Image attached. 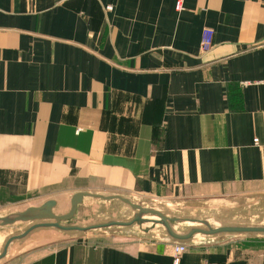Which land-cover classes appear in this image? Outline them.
Instances as JSON below:
<instances>
[{"label": "crops", "instance_id": "1", "mask_svg": "<svg viewBox=\"0 0 264 264\" xmlns=\"http://www.w3.org/2000/svg\"><path fill=\"white\" fill-rule=\"evenodd\" d=\"M175 4L0 0V217L264 183V0ZM38 230L0 264H174L171 239ZM186 244L180 264H264V238Z\"/></svg>", "mask_w": 264, "mask_h": 264}, {"label": "rangeland", "instance_id": "2", "mask_svg": "<svg viewBox=\"0 0 264 264\" xmlns=\"http://www.w3.org/2000/svg\"><path fill=\"white\" fill-rule=\"evenodd\" d=\"M43 203L41 199H31L24 203L11 206L5 214L8 216L13 211L24 210L28 206ZM137 204V203H136ZM61 204L56 208V215H64L66 211L61 209ZM140 206L148 209H155L168 218L178 219V222H171L173 229L179 234H186L192 228L208 229L205 224L197 223L203 221L212 228L225 226H261L264 227V183H252L236 185L229 189V196L209 197V198H163L154 201H145ZM137 212L121 201H104L100 199L88 198L78 206V210L73 219L63 222V225L87 227L91 225L103 224L109 221H130ZM148 223L142 226L135 224L131 227H110L89 232H75V235L83 234H113L115 232H125L139 237H151L154 239H171L164 226L153 225L151 221H158L159 218L148 215L144 217ZM197 221V222H195ZM37 223V222H35ZM35 223L19 222L13 225L0 227V254L8 239L20 235L28 230ZM34 235H39L44 231L56 233V228H40ZM51 235V234H49ZM252 239L264 238V234H220L216 236L196 235L193 242L198 239ZM172 240V239H171ZM191 241V242H192ZM21 242H13L9 249L16 247Z\"/></svg>", "mask_w": 264, "mask_h": 264}, {"label": "water", "instance_id": "3", "mask_svg": "<svg viewBox=\"0 0 264 264\" xmlns=\"http://www.w3.org/2000/svg\"><path fill=\"white\" fill-rule=\"evenodd\" d=\"M85 197H96L104 200H120L126 205H128L133 211L137 212L134 217L130 221H110L103 224L91 225L87 227L82 226H68L63 225V222L70 221L74 218L77 213L78 206L82 204L83 199ZM57 206V202L54 200L47 201L43 205L39 207H30L27 210L17 213L14 215H10L7 217H0V226H8L13 225L19 222H38L31 226L28 230L20 235H16L10 238L4 249L0 255V260H2L8 253L10 245L16 241L26 238L33 231L40 228H56L60 231H77V232H88L98 229H106L110 227H130L135 224L142 226L144 223H148L144 216L152 215L159 218L158 221H151L153 225L160 224L165 227L167 234L169 237L181 243L191 242L196 235H204V236H216L220 234H264V227L261 226H225L212 228L209 224L203 221H195L197 223H202L207 226L208 229L203 228H192L186 234L177 233L173 227L171 226V222H178V219H171L163 215L161 212L155 209L144 208L140 205L132 203L129 199L123 198L121 196H111L104 197L99 195H91L86 193H77L73 196L71 200V210L69 213L65 215H56L54 213V208Z\"/></svg>", "mask_w": 264, "mask_h": 264}, {"label": "built area", "instance_id": "4", "mask_svg": "<svg viewBox=\"0 0 264 264\" xmlns=\"http://www.w3.org/2000/svg\"><path fill=\"white\" fill-rule=\"evenodd\" d=\"M184 3L185 0H176L175 9L177 12H182L184 10ZM113 9L114 7L112 5H109L105 8L107 12H112ZM212 37H213V32L211 30L204 31L202 45H201L202 51L208 52L211 50V48L213 47ZM186 251H187L186 243L176 242L173 248V263L180 264Z\"/></svg>", "mask_w": 264, "mask_h": 264}, {"label": "bare ground", "instance_id": "5", "mask_svg": "<svg viewBox=\"0 0 264 264\" xmlns=\"http://www.w3.org/2000/svg\"><path fill=\"white\" fill-rule=\"evenodd\" d=\"M146 216H148V215H146ZM146 216H144V217H146ZM156 217V216H155ZM35 223V222H34ZM38 223V222H37Z\"/></svg>", "mask_w": 264, "mask_h": 264}]
</instances>
